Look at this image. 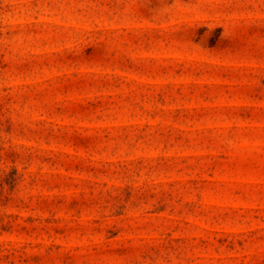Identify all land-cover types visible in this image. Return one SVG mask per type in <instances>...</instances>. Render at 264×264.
<instances>
[{
  "label": "rangeland",
  "instance_id": "rangeland-1",
  "mask_svg": "<svg viewBox=\"0 0 264 264\" xmlns=\"http://www.w3.org/2000/svg\"><path fill=\"white\" fill-rule=\"evenodd\" d=\"M0 264H264V0H0Z\"/></svg>",
  "mask_w": 264,
  "mask_h": 264
}]
</instances>
